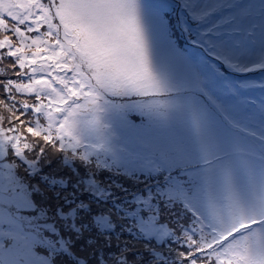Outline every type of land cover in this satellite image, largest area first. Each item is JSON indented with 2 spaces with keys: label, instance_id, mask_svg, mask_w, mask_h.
<instances>
[{
  "label": "snow or ice",
  "instance_id": "obj_1",
  "mask_svg": "<svg viewBox=\"0 0 264 264\" xmlns=\"http://www.w3.org/2000/svg\"><path fill=\"white\" fill-rule=\"evenodd\" d=\"M248 11L237 0H0V141L74 147L70 117L84 108L158 129L157 169L204 194L182 264H264V97L247 95L264 82L221 71L264 69V21L253 60ZM33 255L0 230V264Z\"/></svg>",
  "mask_w": 264,
  "mask_h": 264
},
{
  "label": "rangeland",
  "instance_id": "obj_2",
  "mask_svg": "<svg viewBox=\"0 0 264 264\" xmlns=\"http://www.w3.org/2000/svg\"><path fill=\"white\" fill-rule=\"evenodd\" d=\"M237 2L249 7L242 26L258 59L261 4ZM221 71L228 80L264 82V69ZM247 95L259 103L264 92L257 87ZM132 120L140 125L138 116ZM70 121L65 141L74 147L63 151L18 152L0 141V230L33 249L29 264H182L183 233L194 221L189 209H202L204 194L185 195L167 170L157 169L153 146L163 143V133L88 108ZM124 171L139 177L126 179ZM148 173L157 182L146 180Z\"/></svg>",
  "mask_w": 264,
  "mask_h": 264
},
{
  "label": "trees",
  "instance_id": "obj_3",
  "mask_svg": "<svg viewBox=\"0 0 264 264\" xmlns=\"http://www.w3.org/2000/svg\"><path fill=\"white\" fill-rule=\"evenodd\" d=\"M135 121H138V119L137 120H135ZM152 181H154V182H156V180L155 179H153ZM130 246H131V244H129L126 248H128V249H130ZM129 251V250H128ZM119 255H126V254H119ZM130 256V255H129ZM137 263V262H136ZM140 263V262H139Z\"/></svg>",
  "mask_w": 264,
  "mask_h": 264
}]
</instances>
